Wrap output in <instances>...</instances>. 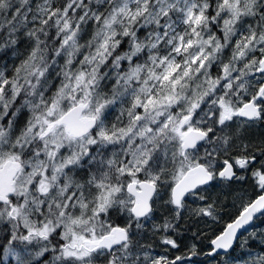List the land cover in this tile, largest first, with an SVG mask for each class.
<instances>
[{
	"label": "snow or ice",
	"instance_id": "6c2138e0",
	"mask_svg": "<svg viewBox=\"0 0 264 264\" xmlns=\"http://www.w3.org/2000/svg\"><path fill=\"white\" fill-rule=\"evenodd\" d=\"M0 33V53L28 49L0 70L4 260L264 264V0H0ZM249 178L208 251L200 231L172 256L184 213L219 223L209 189Z\"/></svg>",
	"mask_w": 264,
	"mask_h": 264
},
{
	"label": "trees",
	"instance_id": "16d2710c",
	"mask_svg": "<svg viewBox=\"0 0 264 264\" xmlns=\"http://www.w3.org/2000/svg\"><path fill=\"white\" fill-rule=\"evenodd\" d=\"M39 2H40V0H34V3H39ZM60 2H61V0H57V3H60ZM249 22H251V21H249ZM89 28H91V25L89 26ZM217 34L219 35V33H217ZM3 35H4L3 33H0V37H2ZM5 51L7 54L0 53V70H4L6 72V75L10 76L14 71V67L16 65H18L20 63V61L26 57L28 49L24 43H21V44L16 46L15 53L11 49H7ZM227 54L228 53L226 52L225 55H227ZM213 74H216L215 68L213 69ZM46 95H47V93H46ZM119 108H120V105L117 104L116 106H114L113 109L110 110V115H109L110 121H114V118L119 114ZM216 188H218V186H213L212 189H209V193L212 194L213 198H218L214 195L216 194L217 191H221L220 189L215 190ZM191 203H193V201L190 198L188 200V204L190 205ZM194 204H196V206H199L202 204V202L197 201ZM222 210H225V209L220 206L218 208L219 223H214L211 220V218H201V217L195 216V215H194L195 217L193 216L192 218L188 219L185 216H190L191 214L188 215L189 212L184 213V215H183L184 219L182 218L178 224V231L185 233V238H184L185 244L184 245H186L188 243L190 244L191 242H193V235L197 232L202 231L204 235L201 237H197V240L202 239L204 241V245H203L204 251L207 252L208 249H207L206 245L208 243V239L213 237L214 234L217 233L223 227V225L229 221V218L224 219V218H226V214ZM159 211H157L155 214V217L153 219L154 223L161 222V220H159V218H158L159 215H168V214H159ZM116 218L117 217L114 216V219H116ZM118 220L121 222L120 224L123 223L122 217ZM115 222H117V221H115ZM253 230H255L256 232L264 231V217H259L258 219H256L253 226L248 229L249 232H251ZM247 235H248L247 232L242 234L241 240L245 239L247 237ZM6 236H7L6 229L4 228V226L0 225V245H4L5 247L7 246L5 243V237ZM181 242H183V238L181 239L180 235H179L178 243H180L182 245ZM142 243L151 245L150 250H151V253L153 255L162 254L159 251H161L162 249H165L160 244L159 240L152 236L150 230L148 231L147 235L144 236ZM250 249L254 250V251H259L260 250L259 243L256 241H250L249 247L237 246L236 251L233 253V255L236 257H242L243 259H247L248 258L247 252ZM186 251H187V249H184L181 246L180 251L171 250V255L172 256L182 255ZM220 258L223 259L224 257L221 256ZM186 259L191 261V264H209V261L205 258L204 255H199L196 257H187ZM205 262H207V263H205ZM213 264H214V262H213ZM237 264H240V262L238 261Z\"/></svg>",
	"mask_w": 264,
	"mask_h": 264
},
{
	"label": "flooded vegetation",
	"instance_id": "af4514ba",
	"mask_svg": "<svg viewBox=\"0 0 264 264\" xmlns=\"http://www.w3.org/2000/svg\"><path fill=\"white\" fill-rule=\"evenodd\" d=\"M261 130L262 129H260L258 127L257 130H256V134H259V132ZM252 183H253L252 179L249 178L247 183H245V184L234 185L233 186V191L231 192V194H229L228 192H223L222 193L221 191H217L216 192V194L214 196L218 197L221 200V207L225 209V210H222L226 214V218H224V219H228L230 216H232L236 212L237 209L233 205H234V203L237 206L239 205L240 200L238 199V197L247 198V197H250V196L254 195L253 188H252ZM217 189H220L219 186L215 190H217ZM163 216H165V215H159L158 216L159 220H162ZM193 216L194 215L185 216V217L189 219V218H192ZM179 233H180V237L181 238H185V233L184 232L180 231ZM2 261H3V257H2V253H0V264H3Z\"/></svg>",
	"mask_w": 264,
	"mask_h": 264
},
{
	"label": "rangeland",
	"instance_id": "374dc122",
	"mask_svg": "<svg viewBox=\"0 0 264 264\" xmlns=\"http://www.w3.org/2000/svg\"><path fill=\"white\" fill-rule=\"evenodd\" d=\"M26 115V114H25ZM23 119H24V116L22 115L21 117H20V122L22 123V121H23ZM190 208H195V207H197L196 206V204H194V203H191L190 205ZM161 210L159 211V214H168V212L164 209V208H160ZM189 214H191L190 212L188 213V215ZM191 215H193V214H191ZM121 217H117L116 219H113V221L115 222V221H117V223H121L118 219H120ZM123 219V218H122ZM181 238V237H180ZM182 239V238H181ZM182 243V248H184V249H186L185 247H184V238H183V242H181ZM184 243V244H183ZM165 251H166V249H162L161 251H159V252H161L162 254H164L165 253ZM175 254V253H174ZM3 261L5 262V264H15V261L11 258V257H9V259L8 260H4L3 259ZM97 264H102V261H99Z\"/></svg>",
	"mask_w": 264,
	"mask_h": 264
},
{
	"label": "bare ground",
	"instance_id": "6f19581e",
	"mask_svg": "<svg viewBox=\"0 0 264 264\" xmlns=\"http://www.w3.org/2000/svg\"><path fill=\"white\" fill-rule=\"evenodd\" d=\"M189 244V243H188ZM157 252V251H156ZM205 263H207V262H205Z\"/></svg>",
	"mask_w": 264,
	"mask_h": 264
}]
</instances>
